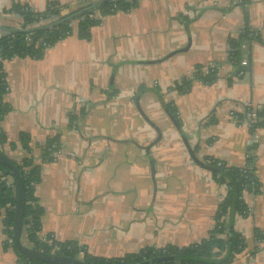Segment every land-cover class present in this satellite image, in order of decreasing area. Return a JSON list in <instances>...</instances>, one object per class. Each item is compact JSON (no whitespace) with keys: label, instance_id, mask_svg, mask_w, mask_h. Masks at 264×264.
<instances>
[{"label":"crops","instance_id":"crops-1","mask_svg":"<svg viewBox=\"0 0 264 264\" xmlns=\"http://www.w3.org/2000/svg\"><path fill=\"white\" fill-rule=\"evenodd\" d=\"M78 2L1 0L0 23L22 29L21 19L6 13L14 4L42 13L58 3L67 16ZM245 31L258 38L242 39ZM8 36L0 31V39ZM240 38L242 71L229 64L231 42ZM216 64L213 85L194 82L183 95L175 89L196 67ZM3 66L10 111L0 120L6 138L0 152L20 163L26 156L20 137L29 136L41 165L35 188L44 210L41 239L106 259L201 243L215 228L228 187L193 161L190 147L204 163L242 167L255 158L260 192L244 193L247 216L227 221L247 244L231 264H264V242H256L264 234V127L252 133L248 122L231 119L251 106L264 121V0H140L130 12L103 17L89 40L75 27L42 59L13 58ZM82 110L71 127L69 114ZM151 124L162 138L147 152L158 137ZM56 137L62 149L43 164V147ZM4 216L0 264H21L5 247ZM25 246L32 248L29 240Z\"/></svg>","mask_w":264,"mask_h":264},{"label":"trees","instance_id":"trees-1","mask_svg":"<svg viewBox=\"0 0 264 264\" xmlns=\"http://www.w3.org/2000/svg\"><path fill=\"white\" fill-rule=\"evenodd\" d=\"M139 1L79 0V7L74 10L68 8L69 14L67 16L61 14V9L65 7L60 6L58 3H50L42 13H36L31 8L20 4H14L6 13L20 15L22 29L29 30V33L12 35L9 42L6 41L8 37L0 39V120L10 111V107L4 103V96L7 93L6 74L3 66L5 60L13 58L42 59L47 49L70 37L75 27L79 38L89 40L91 29L99 25L103 17L118 12H130L138 6ZM95 13L98 14L99 18L90 19V15ZM70 17H73V19L67 20ZM254 38H258V34H255V32L245 31L242 35V39L251 40ZM242 46L241 38L240 40H233L229 52V64L239 71H242ZM219 69V64L214 65V68L198 66L195 68L192 78H183L180 83L175 85V89L180 95H183L191 91L194 82L211 86L218 80ZM166 109L171 116L176 118L174 107L166 105ZM254 112H256L258 118H262L259 112L251 106L245 107L244 112L237 115L240 121L249 122V115ZM84 115L85 110L78 114L74 111L71 112L69 114L70 126L74 127ZM261 127H264V121L252 124L250 127L251 132L254 133ZM5 141V135L0 131V145L4 144ZM20 144L25 150L26 156L20 163H12L19 172L24 184V233L32 244V248L36 251L49 254L54 252L61 256L82 260L85 264H148L159 259H162V261L152 264H231L238 255L247 250L245 238L237 234L233 226L227 228V218L232 217V215L247 216L248 210L243 200L244 193L258 194L260 192L261 184L255 173V158L253 156H249L246 164L242 167L227 166L215 159L205 160L206 166L216 170L212 175L217 182L228 187V194L218 209L215 217L216 225L209 238L188 247L180 248L169 245L163 249L146 248L122 258L106 259L89 255L74 244L55 243L50 247L42 241L40 231L44 210L39 206L35 196V188L41 181V165L33 157L29 136L21 135ZM61 149L62 145L59 138L49 139L43 147L41 162L43 164L53 162ZM6 170H9L8 166L0 162V178L6 176L4 174ZM7 177L13 178L12 186L0 182V215L2 212L5 213L3 232L7 238L5 247L14 248L21 264H44L42 261L23 255L14 247L13 225L17 204V184L11 173ZM256 242L258 244L264 242V234L258 232ZM55 246L59 247V251H54ZM255 250H257V247H255ZM81 252H83V256H81Z\"/></svg>","mask_w":264,"mask_h":264},{"label":"water","instance_id":"water-1","mask_svg":"<svg viewBox=\"0 0 264 264\" xmlns=\"http://www.w3.org/2000/svg\"><path fill=\"white\" fill-rule=\"evenodd\" d=\"M5 16H2V9H1V0H0V19L3 18ZM16 18L20 19L21 16L20 15H16ZM11 18V17H10ZM73 19V17L68 18L67 20H71ZM51 27V26H48ZM53 27V25H52ZM0 31H3L5 33H7L8 35V39L6 40L7 42H9L12 38V35L15 34H27L29 33V30L27 29H11V28H7L4 27L3 25H1L0 23ZM157 131L158 133V137L157 139L150 144L149 146L145 147V150L147 152L150 151V149L156 145L162 138V133L159 130V128L155 127L153 124H151ZM189 151H190V155L193 159V161L200 166L201 168L211 172V173H215L216 170L206 166L204 162H202L200 159H198L195 155V152L188 147ZM0 162L7 165L9 170H6L4 172V174L7 176L9 175V173H11L13 175V177L16 180V184H17V204H16V208H15V217H14V225H13V244L14 247L23 255L35 259V260H39L42 261L44 264H85L82 260L79 259H74V258H70V257H66V256H61L55 253H45V252H40V251H36L33 248L30 247H26L25 245H23L22 243V237H23V232H24V208H25V191H24V184H23V180L19 174V172L17 171L16 167L14 166V164L12 163L11 160H9L3 153L0 152ZM152 169H153V173L155 172L154 169V163L152 162ZM232 224H229L227 226V228L232 227ZM162 261V259L159 260H154L149 262L148 264H152V263H157Z\"/></svg>","mask_w":264,"mask_h":264},{"label":"built area","instance_id":"built-area-1","mask_svg":"<svg viewBox=\"0 0 264 264\" xmlns=\"http://www.w3.org/2000/svg\"><path fill=\"white\" fill-rule=\"evenodd\" d=\"M89 18L90 19H98L99 16H98L97 13H95V14L90 15ZM82 20H84V19H82ZM27 40H29V38H27ZM210 67L211 68H214V65H211ZM7 91H8V86H7ZM237 114H238L237 112H231V119H232V121H234L237 124L244 123V122H242V121L239 120V117H238ZM259 121H260V119L258 118L256 112H254L251 115H249L248 125H249V127H251L252 124H255V123L259 122ZM0 182L6 183L7 186H12V184H13L12 181H10L9 180V177H7V176L1 177L0 178ZM42 241L45 244H47L48 246H50V247H52L56 243L53 238H44V239H42ZM53 249H54V251H59V247H56L55 246V248H53ZM81 256H83V252H81Z\"/></svg>","mask_w":264,"mask_h":264},{"label":"rangeland","instance_id":"rangeland-1","mask_svg":"<svg viewBox=\"0 0 264 264\" xmlns=\"http://www.w3.org/2000/svg\"><path fill=\"white\" fill-rule=\"evenodd\" d=\"M22 243L28 246V240L26 234L23 236Z\"/></svg>","mask_w":264,"mask_h":264}]
</instances>
